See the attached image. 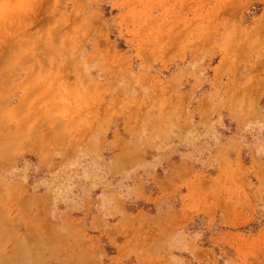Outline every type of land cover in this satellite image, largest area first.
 <instances>
[{
    "label": "rangeland",
    "instance_id": "rangeland-1",
    "mask_svg": "<svg viewBox=\"0 0 264 264\" xmlns=\"http://www.w3.org/2000/svg\"><path fill=\"white\" fill-rule=\"evenodd\" d=\"M0 264H264V0H0Z\"/></svg>",
    "mask_w": 264,
    "mask_h": 264
}]
</instances>
